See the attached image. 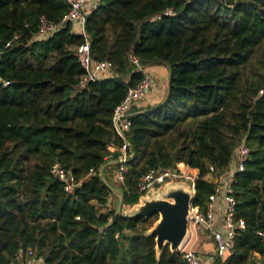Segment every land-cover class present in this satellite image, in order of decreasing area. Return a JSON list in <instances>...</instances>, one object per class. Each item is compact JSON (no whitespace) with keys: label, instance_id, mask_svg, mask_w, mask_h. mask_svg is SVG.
<instances>
[{"label":"trees","instance_id":"16d2710c","mask_svg":"<svg viewBox=\"0 0 264 264\" xmlns=\"http://www.w3.org/2000/svg\"><path fill=\"white\" fill-rule=\"evenodd\" d=\"M68 8L65 0H0V264L30 248L48 264H188L169 245L157 257L145 231L158 213L115 220L109 186L88 176L123 144L113 114L142 79L132 54L166 65L169 87L156 106L132 109L134 156L118 183L126 204L139 202L150 170L178 168L195 175L193 205L206 211L216 185L207 175L228 171L245 142L249 158L233 187L247 225L214 264L263 254L264 0H102L85 32L93 58L114 68L84 84L83 31L68 21L38 35L41 17L59 24ZM55 163L80 181L72 191Z\"/></svg>","mask_w":264,"mask_h":264},{"label":"built area","instance_id":"2783aa9c","mask_svg":"<svg viewBox=\"0 0 264 264\" xmlns=\"http://www.w3.org/2000/svg\"><path fill=\"white\" fill-rule=\"evenodd\" d=\"M68 4V11L63 15L59 24L41 17L39 25V37L45 38L52 32L56 31L61 25L68 21L77 22L82 25L83 33L85 35V42L82 44L78 51L81 56L85 73L81 77V84L88 81L100 80L112 72L114 65L111 61L95 60L92 55L91 44L88 34L85 32V23L87 16L97 9L102 0H65ZM171 10L165 13H170ZM160 17V15L158 16ZM131 63L134 65L135 70L142 73V79L135 86H128L126 96L118 104L113 114V124L116 132L122 138L123 144L118 150L120 155L118 158L121 162L116 167V181L123 184L126 179L128 170L127 162L131 157L129 152V143L127 135L129 134L132 126V109L134 104L142 99L151 89L153 80L147 73V66L143 64L139 56L132 54L130 56ZM9 81L5 82V85ZM263 93V90H261ZM111 149V147H110ZM250 149L248 145L243 142L238 150L234 160L235 168L229 169L226 172L218 175V181L215 182V189L209 195L207 209L202 211L199 206L193 205L190 209L189 215V236L181 248V253L188 264H202L197 252L193 249H186V242L190 238V232L193 227L211 230L216 252L219 257L223 258L235 245L236 236L246 228V221L244 218L237 216V199L233 182L235 180V173L245 169L246 162L249 158ZM115 155H110L108 158H114ZM52 172L65 184L67 191H72L79 185L74 174L63 168L59 163H55ZM99 170L91 169L88 176L98 174ZM176 179L187 181L192 185L194 192H196V177L194 174L187 170H180L178 168L168 169H153L150 170L144 177L143 181L139 184V188L143 195L155 187L156 183L164 184L169 180ZM221 198L223 225L216 227L214 225L215 219V203ZM79 218V217H78ZM258 235L264 242V230H259ZM118 236V234L116 235ZM11 264H48L44 256L37 255L34 249H28L25 254L19 253ZM254 264H264V253L259 255V258L254 260Z\"/></svg>","mask_w":264,"mask_h":264},{"label":"water","instance_id":"95a60500","mask_svg":"<svg viewBox=\"0 0 264 264\" xmlns=\"http://www.w3.org/2000/svg\"><path fill=\"white\" fill-rule=\"evenodd\" d=\"M119 152L107 160L99 169L98 176L109 186L114 195L115 220L118 217L135 219L150 217L158 213L159 218L145 231L147 236H155L156 253L160 258L166 245L171 251H180L189 236V215L195 196L194 189L187 181L172 179L142 195L139 202L129 206L125 202L124 191L107 177V168L121 162ZM134 154L130 157L133 158Z\"/></svg>","mask_w":264,"mask_h":264},{"label":"crops","instance_id":"0c3cea01","mask_svg":"<svg viewBox=\"0 0 264 264\" xmlns=\"http://www.w3.org/2000/svg\"><path fill=\"white\" fill-rule=\"evenodd\" d=\"M76 31H83L81 24L74 22ZM148 70L151 71L155 77V86L148 92L142 99L137 101L133 110H143L151 108L159 104L166 96L168 87H169V69L164 64H151L147 66ZM111 150H115L114 146H111ZM235 168V162L232 164L230 169ZM116 168L113 170L107 171L108 179L115 180L116 182ZM207 179L213 182L218 181V174L211 172L207 175ZM111 204V203H110ZM110 204L108 205L111 208ZM108 206L103 207V210L108 209ZM214 225L216 227H222L223 225V215H222V204L221 198H219L215 203V219ZM186 249H193L197 252L200 257L202 264H214L216 257H219L216 252L215 242L211 233V230H206L202 228L193 227L190 232V238L186 242ZM260 253L255 252L248 264H254V260L259 258Z\"/></svg>","mask_w":264,"mask_h":264},{"label":"rangeland","instance_id":"374dc122","mask_svg":"<svg viewBox=\"0 0 264 264\" xmlns=\"http://www.w3.org/2000/svg\"><path fill=\"white\" fill-rule=\"evenodd\" d=\"M147 73L150 75L151 79L153 80V83H152V89H153L154 86H155V77L153 76V74L151 73V71L148 70V68H147ZM152 89H151V90H152ZM151 90H150V91H151ZM150 91H149V92H150ZM111 181H112L116 186H119L117 181H116V182H115V180H111ZM114 198H115V197H114V195H113V196L111 197V200H110V203H111L110 206H111V208H113V201H114Z\"/></svg>","mask_w":264,"mask_h":264}]
</instances>
